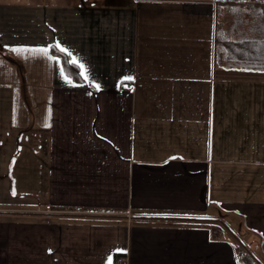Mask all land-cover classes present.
Masks as SVG:
<instances>
[{"label": "crops", "instance_id": "1", "mask_svg": "<svg viewBox=\"0 0 264 264\" xmlns=\"http://www.w3.org/2000/svg\"><path fill=\"white\" fill-rule=\"evenodd\" d=\"M87 1L0 0V264H264V72L216 63L219 0Z\"/></svg>", "mask_w": 264, "mask_h": 264}, {"label": "trees", "instance_id": "2", "mask_svg": "<svg viewBox=\"0 0 264 264\" xmlns=\"http://www.w3.org/2000/svg\"><path fill=\"white\" fill-rule=\"evenodd\" d=\"M224 7V20L228 19L225 21L227 29H223L222 20L217 15L219 8ZM243 15L252 18L254 23L244 21ZM214 21L216 63L233 69L264 72V1L247 0L242 3L219 0L216 3ZM50 52L60 61L63 72L69 79L76 83L83 82L79 67L70 63L64 52H60L55 46L50 48ZM237 255L239 264H257L247 250L240 249Z\"/></svg>", "mask_w": 264, "mask_h": 264}, {"label": "rangeland", "instance_id": "3", "mask_svg": "<svg viewBox=\"0 0 264 264\" xmlns=\"http://www.w3.org/2000/svg\"><path fill=\"white\" fill-rule=\"evenodd\" d=\"M75 1H82V0H69V3L70 4H72V2L73 3H75ZM94 2H95V4L96 3H98L99 2V0H93ZM136 0H104V3L105 4H118V5H127V6H130V5H132L134 2H135ZM211 3H215V2H217V0H209ZM233 1H237V2H242V3H245V2H247V0H233ZM245 1V2H244ZM84 2H89V1H87V0H84ZM103 2V1H102ZM240 5H242V4H240ZM255 10H257V9H255ZM254 10V11H255ZM225 14H226V7H224L223 9H220L219 8V11H218V18L220 19V20H222V27H223V29H224V26H228V24L225 22V21H227L228 19H225L224 20V16H225ZM243 17V20L244 21H246L247 23L249 22V23H251V24H253L254 23V20L252 19V18H250V17H247V16H245V15H243L242 16ZM226 18H227V16H226ZM237 251H239V249L237 250Z\"/></svg>", "mask_w": 264, "mask_h": 264}, {"label": "snow or ice", "instance_id": "4", "mask_svg": "<svg viewBox=\"0 0 264 264\" xmlns=\"http://www.w3.org/2000/svg\"><path fill=\"white\" fill-rule=\"evenodd\" d=\"M56 47L59 49L60 52H66L68 57L72 56L71 52H68L67 49L63 48L59 44H57ZM17 51H20V50H17ZM36 51L40 52L43 55H47V53H48L47 48L37 49ZM49 59L56 60V57H49ZM69 62L74 63V64H78V66L81 70H83V68H84L83 64H79L78 61H76L75 59H71V60H69ZM61 71L63 72V69H61ZM85 79H87V76H85ZM97 87H99V85H97Z\"/></svg>", "mask_w": 264, "mask_h": 264}, {"label": "built area", "instance_id": "5", "mask_svg": "<svg viewBox=\"0 0 264 264\" xmlns=\"http://www.w3.org/2000/svg\"><path fill=\"white\" fill-rule=\"evenodd\" d=\"M114 264H127V260L123 257H116L114 258Z\"/></svg>", "mask_w": 264, "mask_h": 264}]
</instances>
